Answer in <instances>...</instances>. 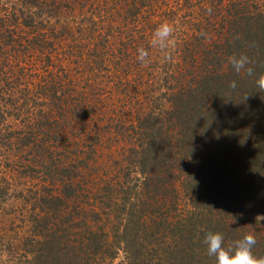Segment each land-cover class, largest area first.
Returning <instances> with one entry per match:
<instances>
[{"label":"rangeland","instance_id":"1","mask_svg":"<svg viewBox=\"0 0 264 264\" xmlns=\"http://www.w3.org/2000/svg\"><path fill=\"white\" fill-rule=\"evenodd\" d=\"M245 8L264 11V0H0V264H36L34 250L49 238L43 235L67 228L59 217L50 231L39 226L42 216L56 219L37 202L59 196L55 171L65 169L75 194L60 213L74 221L62 234L73 245L91 197L104 186L119 192L122 183H135V118L167 109L168 91L204 70L191 61L212 33L205 10L219 25ZM163 21L176 29L171 57L150 50L151 63L142 65L137 49L149 48ZM196 23L203 37L195 46ZM258 215L264 213L240 216L237 229L264 235Z\"/></svg>","mask_w":264,"mask_h":264},{"label":"trees","instance_id":"2","mask_svg":"<svg viewBox=\"0 0 264 264\" xmlns=\"http://www.w3.org/2000/svg\"><path fill=\"white\" fill-rule=\"evenodd\" d=\"M129 8L136 18L138 7ZM207 14L213 27L207 45L197 41L199 23L190 43L199 44L191 66L204 70L168 91L167 109L135 118L130 159L135 183H122L119 192L104 186L91 197L75 245L62 237L71 233L72 217L60 218L74 190L65 169L55 171L59 196L37 202L56 219L42 216L39 226L50 231L59 217L69 230L62 229L60 237L54 230L43 235L49 238L34 250L36 264H109L118 253L117 264H215L203 243L208 232L223 234L226 245L253 232V252L264 256V235L235 223L242 215L264 213V90L256 84L264 74V11H235L219 25ZM241 53L252 62V77L236 74L228 63ZM230 81H236L235 89ZM28 140L22 137L21 144L28 146Z\"/></svg>","mask_w":264,"mask_h":264},{"label":"clouds","instance_id":"3","mask_svg":"<svg viewBox=\"0 0 264 264\" xmlns=\"http://www.w3.org/2000/svg\"><path fill=\"white\" fill-rule=\"evenodd\" d=\"M175 26L169 21L158 24L150 38L149 48L137 49V60L147 66L151 63V51H159L165 60L170 59L172 50L176 45ZM228 63L236 74L244 73L248 77L254 75V69L250 66L251 60L246 54L232 55L228 57ZM257 86L264 90V74L256 79ZM229 87L235 89L236 81H230ZM256 219L262 220L264 216L258 215ZM208 257L215 260V264H264V256L257 257L253 249L257 243L253 232L246 233L242 238L226 245L225 238L220 232H208L203 240Z\"/></svg>","mask_w":264,"mask_h":264}]
</instances>
